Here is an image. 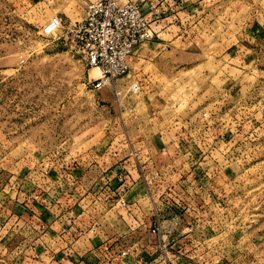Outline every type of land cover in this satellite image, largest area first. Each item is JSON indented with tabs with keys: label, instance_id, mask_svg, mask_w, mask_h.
<instances>
[{
	"label": "rangeland",
	"instance_id": "rangeland-1",
	"mask_svg": "<svg viewBox=\"0 0 264 264\" xmlns=\"http://www.w3.org/2000/svg\"><path fill=\"white\" fill-rule=\"evenodd\" d=\"M87 3L0 0V171L14 164L89 162L96 149L114 144L123 132L145 137L144 122L152 112L165 127L197 119L199 124L205 113L214 133H203L193 144L205 160L191 158V145L178 146L172 163L165 153L157 160L187 176L186 192L199 196L157 201L177 208L176 216L160 211L182 234L196 230L197 246L160 240L166 253L158 250L156 258L264 264V0H211L206 21L192 27L185 42L178 40L149 60L141 57L147 50L140 46L128 75L116 80L123 95L119 104L111 85L93 88L99 72L92 77L94 69L69 45L67 32L83 18ZM54 16L62 28L46 36L42 26ZM133 81L142 82L141 93L125 95ZM162 173L166 177L170 169ZM177 178L171 176L163 189ZM119 209L111 214L120 225ZM182 213L187 221L177 217ZM96 228L89 227V238L96 237ZM111 238L122 250L148 241L138 229L128 234L117 229Z\"/></svg>",
	"mask_w": 264,
	"mask_h": 264
},
{
	"label": "crops",
	"instance_id": "crops-1",
	"mask_svg": "<svg viewBox=\"0 0 264 264\" xmlns=\"http://www.w3.org/2000/svg\"><path fill=\"white\" fill-rule=\"evenodd\" d=\"M133 1L142 7L149 19L156 21L157 34L154 40L142 45L147 51L142 49L141 57L149 60L153 53H162L164 49H171L176 41L185 42L191 38L192 35L188 32L206 21L209 15L208 3L211 0ZM173 6L180 22L173 21L174 16L170 11ZM152 113L144 122L145 137L138 133L137 136L134 132H123L113 139L116 147L111 143L102 150L96 149L98 154L93 152L89 162L79 158L75 164L49 163L48 166L43 162H32L33 165L27 168L14 164L6 172L2 169L0 188L10 181L21 186L24 191L40 190L50 206L46 208L43 203H19L22 199L15 202L12 196H5L0 190V264H139L140 259L147 264H156L160 240L167 243V246L184 241L197 246L196 230L189 232V235L182 234V227L176 228L170 220H165V217L168 218L167 210L170 215L180 213L175 206L171 204V209L168 204L158 203L160 200L154 196L149 199L144 185L137 181L139 178L136 169L131 166L133 159L129 156L130 152L122 145L127 135L133 148L145 149L152 156L145 173L148 180L156 183L158 179L155 173L160 169L157 160L161 152L164 151L167 156L165 161L172 163L176 150L175 144L170 140L174 133L173 124L165 127L164 121L158 119L160 114ZM165 147L167 151L164 150ZM113 151L117 154L110 159L111 162H102L103 155ZM121 159L127 164L131 184L122 194L128 207L119 209V219L122 222L119 225L111 214L116 208L109 204L107 197L114 196L120 186L117 174ZM42 166L49 168V176L40 179ZM163 209L166 210L165 216L160 211ZM191 209L196 210L194 207ZM193 215L196 216L191 212L190 216ZM177 217L187 221L189 216L182 213ZM158 221L165 231L160 237L152 236L150 230ZM41 223L45 225L43 231L38 227ZM96 226V237L89 238V227L92 232ZM117 229H121L124 234L138 229L148 241L130 245L127 248L128 254L121 256L119 253L123 247L116 246L111 238ZM63 231L69 234L63 236ZM104 233L108 236H104ZM198 244L201 245L199 242Z\"/></svg>",
	"mask_w": 264,
	"mask_h": 264
},
{
	"label": "built area",
	"instance_id": "built-area-1",
	"mask_svg": "<svg viewBox=\"0 0 264 264\" xmlns=\"http://www.w3.org/2000/svg\"><path fill=\"white\" fill-rule=\"evenodd\" d=\"M170 11L174 16L173 21L180 22V18L174 11V6L171 7ZM82 12L83 18L76 22L67 32L69 45L71 46L74 55L78 57L86 67L98 70L100 77L94 81L93 88L100 89L105 85H111L116 102L119 104L123 95L119 84L116 83V80L127 76L130 72V62L134 55V51L140 46L154 40L157 34L155 25L156 21L149 19L148 16L143 13L142 7L133 0H88V3L82 9ZM61 28V19L54 16L44 23L41 31L44 35L50 36L55 35ZM125 89V95H138L143 89V84L140 81H133L126 84ZM208 119H211V117L208 116ZM208 119L207 114L204 113L200 116L199 124H197L198 119L184 121L183 125L182 121L174 123V133L172 134L173 137L170 140L173 144H175L176 152H179L178 146L191 145L195 149L193 151L194 155H192L193 157L191 158L205 160V152H202L201 149H199L201 153L200 157H203L200 159V157L196 155L198 154V151L194 146V140H197L200 143V138L203 133L207 134L206 132H210L211 135L214 133L211 127L213 123L211 122V124L208 125ZM126 136L122 145L130 152L129 156L133 159V165L131 166L136 169L139 178L137 181H141L144 185L149 199H153L154 196L160 201L164 200L175 203H177V201H185V199H196V196L198 195L195 196L194 194L186 192L184 179H187V176H180L178 173L173 171L172 167H165L160 162V169L155 173L158 181L155 183L152 180H148L146 178L145 169L147 163L152 161V156H150L145 149H141L139 147L133 148L131 140ZM161 153L165 152L162 151ZM114 154H117V152H106L105 155H103L106 156L104 159L105 163H110V159L115 157ZM123 161L124 159H121L118 162L120 171L117 174V177L120 181V186L114 196L107 197V199H109V204L112 207L120 209L128 207V204L123 199L122 194L124 193L125 188L131 184L130 173L126 170L127 164ZM120 163L122 164L120 165ZM195 164L196 163L194 161L193 165L189 167L187 172H189L192 168L190 174H195ZM199 166H201V164ZM42 168L43 169L40 171V179L49 176V168L44 166H42ZM164 168L170 169V173L166 177H162ZM176 175L178 176L177 183L163 189L165 184L164 182L171 176L176 177ZM0 190L5 196H12V199L15 202L22 199V202L19 203H43L46 208L48 205L50 206V203L45 200L43 193L40 190L29 192L24 191L21 189V186L10 181L4 183ZM154 190L156 191L154 192ZM38 227L40 231L45 229L44 223L39 224ZM161 231L162 228L158 221L151 228L150 235L160 237ZM68 234L69 233L66 231L61 233L63 236ZM158 247L159 251L164 254L166 253L164 251L166 250V247L163 244H159ZM128 252V249H125L119 254L121 256H126ZM139 264L147 263L140 259ZM156 264L210 263H201L192 259H181L180 257L173 260H170L167 257H162L158 259Z\"/></svg>",
	"mask_w": 264,
	"mask_h": 264
},
{
	"label": "bare ground",
	"instance_id": "bare-ground-1",
	"mask_svg": "<svg viewBox=\"0 0 264 264\" xmlns=\"http://www.w3.org/2000/svg\"><path fill=\"white\" fill-rule=\"evenodd\" d=\"M91 71H92V72H90V73H91V76H92V77H97V75H98L97 71H98V70H97V69H94V70H91ZM91 76H90V77H91Z\"/></svg>",
	"mask_w": 264,
	"mask_h": 264
}]
</instances>
